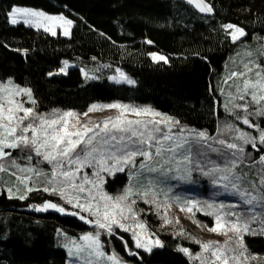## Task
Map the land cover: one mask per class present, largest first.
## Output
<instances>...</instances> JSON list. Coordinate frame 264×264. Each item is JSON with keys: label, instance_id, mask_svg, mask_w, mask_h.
Returning <instances> with one entry per match:
<instances>
[{"label": "trees", "instance_id": "trees-1", "mask_svg": "<svg viewBox=\"0 0 264 264\" xmlns=\"http://www.w3.org/2000/svg\"><path fill=\"white\" fill-rule=\"evenodd\" d=\"M207 1L214 16H202L185 3L170 0H0V84L7 85L11 80L19 88L30 89L34 105L26 94L17 96V100L40 115H84L94 104L120 103L167 114L179 122L175 124L177 129L205 132L213 138L211 148L195 139L188 144V156L190 182L199 192L197 216L209 225L224 209L236 213L242 221L251 214L235 207L232 201L213 199L204 193L209 191L208 184L224 174L241 176L242 184L249 186L248 191L258 200L264 195V163L260 161L264 144L259 141L264 116L248 115L259 107L251 103L250 96L245 101L235 100L236 104L248 103V113L233 108L228 94L234 92L233 81L237 78L227 79L232 72L244 71V64L252 62L250 66L254 67L260 62L256 53L245 60L243 56L255 51L254 46L259 47L264 39V0ZM13 6L63 14L73 22L71 35H52L24 23L13 25L7 16ZM229 23L243 28L246 35L234 42L230 30L224 28ZM152 53L165 56L167 62L153 60ZM61 68L65 71L60 72ZM120 72L134 83L111 79ZM245 115L260 128L243 124ZM237 129L256 137V147L236 139ZM219 140L237 143L244 151L227 149ZM216 147L220 151L212 150ZM31 152L28 148L14 149L4 166L6 171H0V264H69L65 235L79 237L98 231L79 215L36 210L45 202L62 204L58 193L43 191L46 176H33L35 183L30 180L29 187L39 190L28 193L26 199L18 198L25 191L9 196L8 189L15 193L16 176L21 175L12 162L26 167L22 161ZM213 167L228 170L203 174ZM38 169L48 173L43 167ZM130 173L124 170L105 174L104 189L113 195L123 192L130 184ZM184 186L179 187L182 190ZM168 188H161L159 196H134L136 199L131 200L135 201L132 207L138 219L163 247H154L151 252L137 248L131 233L116 228L113 234L99 232L105 251H113L128 264H199L178 250L188 248L193 256L199 253L194 239L172 231L165 223L167 217L158 203L165 201L163 190ZM257 205L254 212L264 217V203ZM65 209L79 211L69 206ZM235 219L230 216V220ZM250 228L258 230L260 224L253 222ZM243 238L249 253L264 257V234H245Z\"/></svg>", "mask_w": 264, "mask_h": 264}, {"label": "snow or ice", "instance_id": "snow-or-ice-1", "mask_svg": "<svg viewBox=\"0 0 264 264\" xmlns=\"http://www.w3.org/2000/svg\"><path fill=\"white\" fill-rule=\"evenodd\" d=\"M189 3H193L200 12L211 13L213 11L212 6L204 3L203 0H189ZM7 16L13 25L23 21V23L37 28L43 26L52 35H56V25L63 28V35H70V27L73 23L62 15H48L43 11L21 6H13L7 13ZM224 28L232 30L229 34L234 42L246 35L243 28L230 23L224 25ZM148 43H151V41H148ZM151 56L153 60L167 62V58L163 55L152 53ZM251 63L243 65L244 71L232 72L227 78L228 80L242 78V82L235 85L236 95L234 96L232 93L228 94L229 103L233 104V108H243L248 113V103L236 104L235 100L245 101L246 96H250L251 103L259 105V107L254 113H248V115L264 116V69H261L258 64L254 65L259 70L255 72V79L253 80L249 76V73L253 72V66H250ZM64 71V68L60 69V72ZM117 71L119 72V70ZM49 75H52V73H49ZM111 79L117 83L121 81H126L128 84L134 83L123 72H120L118 77L113 76ZM225 83H227V80ZM21 94H26L33 105L35 104L30 89L19 88L13 85L11 80L8 81L7 85L0 84V161L11 155L5 149L28 148L35 152L37 156L42 157L44 161L51 164L52 170L50 174H45L33 167L21 168L13 161V165L21 173V175L16 176V179L25 188L24 194L19 195L18 198L24 200L27 198L28 193L39 190L28 186L30 180L35 183L33 176L38 178L50 175V179L48 180L50 187L45 186L43 191L48 192L51 190L54 193H58L68 204L90 213L96 219L95 221L87 220L85 216L80 215L78 212H67L64 207L51 202H45L42 206H36L37 211L55 210L63 214L79 215L81 220H85L87 223L94 222L98 228L106 229L109 234H113L114 225L124 231H132L135 246L149 252L152 251L153 247H163L162 242L158 238L155 240L143 238L141 233L133 231L123 223L124 220L129 218L128 214H131L133 218L135 217L132 207L135 201L129 202V197L133 195V186L130 184L123 190V194L121 195L110 196L103 191L102 186L105 181L101 173L114 174L116 171L123 172L126 167L135 168L136 157L142 158L140 169H146L149 172L157 171L155 167L151 166V162L156 157H162L165 150L174 153L178 148L183 146V143L187 142L183 136L174 137L171 134V127L179 122L174 121L171 117L154 112L150 108H133L119 103L94 104L89 108V112L99 108H114L118 110V114L114 117H108L102 122L90 121V127L87 123L81 125L78 118L75 123H70V118L77 116L73 112L53 113L51 117L37 114L34 108H26L20 101L15 99V97ZM225 108L228 111H232L227 105H225ZM129 111L136 117L147 116L151 118L129 119L125 115ZM87 114V112L84 113L85 116ZM248 115H245L243 118V124L259 129L260 126L252 123L248 119ZM156 117L160 118L156 119ZM25 121L28 122L25 123ZM162 125L168 127L169 131L167 133L162 131ZM236 131V139L242 141L244 144L251 143L253 148L256 147V137L239 129ZM195 138L198 141L204 142L208 139H213L208 137L205 132L195 133ZM175 140L182 141V143H175L165 149V142ZM259 141L261 144H264V129L260 130ZM218 143L227 149L237 150L240 153L244 151L243 147L238 146L237 143H226L224 140H219ZM209 148H211L210 145ZM212 150L218 151V149ZM235 155L236 152H233V156ZM28 158L31 159V157ZM184 159L191 163L190 156H185ZM260 161L264 163V156L260 157ZM234 166L235 161H233ZM85 167L93 169L95 179H90L86 173L81 175V170ZM200 170L203 172V169ZM227 170L213 167L207 172H203V174L211 175L216 171ZM0 171H6L2 163H0ZM191 171L190 168L185 169L183 173L177 170L175 178L188 180L191 177ZM135 176L136 173H132V177ZM78 179L79 183L77 182ZM223 179L227 180L228 177L224 176ZM149 183L151 184V182ZM261 184H264V178L261 179ZM232 188L236 190L246 205L255 206L257 203H264V195L260 196L258 200L257 196L252 195L247 190L241 191L235 183L232 184ZM8 192L10 197L16 195L12 189H8ZM83 193H86V195L81 196ZM144 195H147V192ZM188 203L190 206L187 207V211L190 213L193 211V207L199 204L198 201ZM208 207L212 208L213 205H208ZM223 207V205H220V208ZM250 212L251 214L248 219L243 221L236 213L225 214L236 216L235 221L225 220L224 216L215 214V226L209 228V231L219 232L224 235H227L229 231L234 232L236 249L227 247L228 241L225 242V245H220L219 242L214 241L203 243L196 241L197 244H201L204 252H211V258H201L202 253H197L193 256L188 248H179L178 250L188 255L190 259L200 260V264H229L230 259L240 264V256H243L244 252L247 251L241 233L256 235L259 232L260 234H264V217L258 216L251 209ZM169 222L165 219V223ZM253 222L260 224L258 230L250 228V224ZM137 227L143 229L145 232L147 231L146 225L143 223H138ZM99 235V232L95 234L86 233L79 238L80 242L66 238L68 242L64 247L68 249L69 256H82L84 253H87L88 256L103 257L105 253L101 250ZM121 239L123 238L121 237ZM231 239L229 237V240ZM125 246H127V242H125ZM241 249L240 256L228 255L230 252L234 253ZM107 259L113 262V264H121L115 253L108 256ZM87 264H92V262L89 260Z\"/></svg>", "mask_w": 264, "mask_h": 264}, {"label": "rangeland", "instance_id": "rangeland-1", "mask_svg": "<svg viewBox=\"0 0 264 264\" xmlns=\"http://www.w3.org/2000/svg\"><path fill=\"white\" fill-rule=\"evenodd\" d=\"M32 9L38 10V11H43V10L36 9V8H32ZM43 12H45V11H43ZM45 13L48 15H62L66 19H69L68 17H66L63 14H49L47 12H45ZM69 20H71V19H69ZM19 23H23V21H20ZM72 25H73V23H72ZM33 27H35V26H33ZM35 28H37V27H35ZM39 28L45 30V28L43 26L39 27ZM71 29H72V26L70 27V35H71ZM231 31L232 30H230V32ZM55 32H56V34L61 33L63 35V28H61L59 25H56L55 26ZM49 33H51V32H49ZM70 35H68V36H70ZM254 50L255 51L250 50V52H249L250 55H248L249 53H247V54L243 53L244 54V56H243L244 60L250 58L251 55L256 53L257 58L260 61L258 63L260 65V68L264 69V66L262 64V63H264V39L260 41L259 47H258V44H256L254 46ZM258 70L259 69H256L255 67H253L252 73H254V74L249 73V76L253 80L255 79V72ZM118 76H119V74H117L116 77H118ZM121 82H126V81H121ZM241 82H242V78L236 79V81L234 80L233 81L234 87L236 84L241 83ZM232 94L234 96L236 95V87H235L234 92ZM15 99L17 100V97H15ZM133 108H137V107H133ZM138 108L143 109V108H150V107L140 106ZM150 109L153 110L154 112L162 114L163 116L170 117L167 114L161 113V112L156 111L152 108H150ZM117 114H118L117 109L99 108L97 110L88 112L87 116L77 114L76 117L70 118V123H75L76 119L78 118L81 125L87 123L91 127V124L89 123L90 121L91 122H102L104 119H106L108 117H114ZM125 115L129 119H137V118L149 119V118H151V117H147V116L136 117L130 111L125 113ZM159 118L160 117H156V119H159ZM27 122L28 121H25V123H27ZM161 128H162V131L165 133H167L169 131L167 126L162 125ZM70 130H74V129H70ZM195 133H198V132H195V131L190 130V129H187V130L177 129L175 127V125L172 126L171 127V134L174 137L183 136L187 140V142L183 143V146L178 148L174 153L165 150L162 157H156L151 162V166L155 167L157 169V171L149 172L146 169H140V163L142 161L141 157H136L135 168H131V167L125 168L126 171L131 172L130 173L131 174L130 175V184L133 186V195L131 197H129V202H131V200L136 199V198H142L143 197V198L147 199L148 196L152 195L153 193H154V195L159 196V190L161 188L164 189V187H167V185H168V186H170V188H168V190L167 189L163 190V192H164L163 195H164L165 201L162 203H158V204H161L162 209H163V213L167 217V220L170 221L169 226H171L172 231L179 233V234L182 233L183 236H186V235L191 236L195 242L200 241L203 243V242H208V241H214V242H219L220 245H225V242L228 241L227 247L232 248V249H236L237 245L235 243L236 237H235L234 232L229 231L227 233V235H224V234L219 233V232L209 231V228L215 226V218H213V223L208 225L204 221L199 220V218L197 216V210H198L197 206L193 207V211L191 213L187 211V207L190 206L188 202L197 201L196 199H198V197H199L198 196L199 192L196 193L197 191H196V189L193 188V184L190 182V179L181 180V179L175 178L177 176V170H179L181 173H183L185 171V169L190 168L189 162L186 161L184 159V157L188 156V153H189L188 144H190L191 142H194L196 139ZM196 141H198V140L196 139ZM210 141H211V139H208L206 142H204V141H198V142L203 143L204 145L205 144L209 145ZM175 143H182V141H179V140L167 141V142H165V149H167L168 147L172 146ZM216 148L220 151V149L218 147H216ZM13 150L14 149H5L6 152H10V153ZM28 157H31V159H29ZM7 158L8 157H5V158H3L2 161H0V163H2L3 166L6 165ZM24 159L25 160L22 161V162H25L24 166L33 167L37 170H39L38 168L41 169L43 167V168L47 169V172H48L47 174L51 173L52 165L47 163L46 161H44L42 159V157L37 156L35 154V152L32 151L31 155L25 157ZM169 170H171V171H169ZM116 172H119V171H116ZM85 173L88 175V177L90 179H95V177L93 176V169L91 167H85L81 170V175H83ZM132 173H136V176L132 177ZM105 174H107V173H101L104 181H105ZM224 176H227L228 179L227 180L223 179ZM49 179H50V175L47 176V181H46L45 185L50 187V185H48ZM242 181H243V179L239 175L224 174L223 176L219 177L215 183H213L212 185L208 184L206 186V188L209 190L208 192H204V191L203 192L205 194H208L207 196H210L213 199L215 198V199H221V201H224V200L232 201L233 204L235 205V207H237L241 210H246L249 213L250 209H251V211H255L258 208V205L256 206V204H255V206H249V205L244 204L243 201L241 200L240 196L237 194L236 190L232 188V184L235 183V184H237V187L241 191H243V190L248 191L249 186L242 184ZM77 182L79 183V179ZM149 182H151V184ZM182 184L187 185V187L184 186L185 188L181 190L180 189L181 187H179V186L180 185L182 186ZM175 185H177L176 188H178L179 192L175 191ZM225 185H227V187H225ZM28 186H29V183H28ZM86 187H88V186H86ZM102 187H103V191L110 196L115 197V196L123 194V192H121L119 194L113 195V194L108 193L104 189L105 188L104 184ZM200 188H201V186H200ZM209 188H212L211 191ZM15 189H16L15 190L16 194L19 191L22 193H23V191H25L24 186L22 184H19V183ZM17 189H19V191H17ZM155 190H157V191H155ZM145 192H147V195H144ZM175 192H177V193H175ZM249 193H251V192H249ZM84 195H86V193L81 194V196H84ZM134 196H136V198ZM61 199H62V204L58 205V206H61L64 208H67L68 206H69V208H73V209L75 208L73 205L68 204L64 198H61ZM78 210L79 211H77V212L80 215H82L80 212H84V211H82L81 209H78ZM228 210L229 209H224V212H221V213H223L222 216H224L225 220H230V216H232V215H225L227 213H230V212H228ZM133 211L135 212V217L133 218L131 216V214H128L129 218L127 220H124L123 223H125L133 231L141 233L143 238H150L152 240L157 239V237L154 236L148 230L147 226H146V230H147L146 232L143 229H140L137 227L138 223H143V224H145V223L143 221H141L140 219H138V214L136 213L134 207H133ZM221 211H223V210H221ZM85 215H86L85 217L87 218V220L95 221V219H96L95 216L91 215L88 212H85ZM231 221H235V220H231ZM92 225H94V227L96 228V230L98 232L101 233V231H102L104 234H108L106 229L98 228V226L94 222L92 223ZM116 228H118V227H116L114 225L113 231ZM165 228H167V227H165ZM168 231H171V229H168ZM89 232L95 234V232H92V231H89ZM89 232H85V233L81 234L79 237H76V236L71 237V236L65 235L64 245L68 242V239L76 240L77 242H80L79 238L82 235L89 233ZM128 232L131 233V236H132V231H128ZM241 234L243 236L245 235L244 233H241ZM229 237H231L232 239L229 240ZM66 238H68V239H66ZM99 240H100V237H99ZM100 244H101V250L105 253V256H103V257L88 256L87 253H84L82 256H69V258H70L69 264H87V261H89V260L92 262V264H113V262L109 261L107 259V257L112 255L114 252L113 251H111V252L105 251L104 247L102 246L101 241H100ZM196 245L199 247V250H200L199 253H202L201 258H204V257L211 258V252L210 251L204 252V250L201 247V244H196ZM140 249H143V248H140ZM143 250H145V249H143ZM67 251H68V249H67ZM241 251H242V249L237 250L234 253L230 252V253H228V255L229 256H232V255L240 256ZM118 258L121 261V264H128L127 262L123 261L120 257H118ZM196 261L200 264V260L196 259ZM229 264H237V262L230 259ZM240 264H264V257L257 255V254H251L248 251H246V252H244L243 256H240Z\"/></svg>", "mask_w": 264, "mask_h": 264}, {"label": "water", "instance_id": "water-1", "mask_svg": "<svg viewBox=\"0 0 264 264\" xmlns=\"http://www.w3.org/2000/svg\"><path fill=\"white\" fill-rule=\"evenodd\" d=\"M170 1H181V2L185 3L186 5L190 6L191 8H193L198 14H200L202 16H209L210 17V16H214V14H215L214 9L211 13L200 12L199 9L196 8L193 3H189V0H170ZM203 2L211 5L207 0H203Z\"/></svg>", "mask_w": 264, "mask_h": 264}]
</instances>
